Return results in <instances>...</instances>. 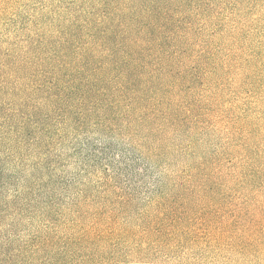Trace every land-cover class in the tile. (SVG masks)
Returning a JSON list of instances; mask_svg holds the SVG:
<instances>
[{
    "label": "rangeland",
    "instance_id": "1",
    "mask_svg": "<svg viewBox=\"0 0 264 264\" xmlns=\"http://www.w3.org/2000/svg\"><path fill=\"white\" fill-rule=\"evenodd\" d=\"M229 1L120 0L117 32L133 34L144 71L122 98L59 109L39 96L9 105L28 71L7 50L33 64L58 36L46 21V44L21 42L38 0H0V264H264V39L251 22L226 39ZM156 11L180 28L161 70ZM156 201L189 233L177 246H156Z\"/></svg>",
    "mask_w": 264,
    "mask_h": 264
},
{
    "label": "trees",
    "instance_id": "2",
    "mask_svg": "<svg viewBox=\"0 0 264 264\" xmlns=\"http://www.w3.org/2000/svg\"><path fill=\"white\" fill-rule=\"evenodd\" d=\"M66 3V7L60 10L58 4L61 3L38 0L31 9L33 14H27L28 17L23 20L24 36L23 39H18L22 40L21 42L31 45L33 41L38 40L34 43V48L46 44L48 41L45 40L46 33L43 30L46 21L56 25L58 38H52L55 47L45 48V51L40 52L41 55L34 58L33 64L28 61L29 51L16 58V55L10 54V49L7 50L6 57L14 56L12 66L17 69L25 68L28 71L26 79L15 80L14 86L9 89V105L16 104L23 107L33 96H39L46 102L44 104L68 109L70 102L93 95L102 97L104 94H112L122 98L129 84L135 83L138 74L141 75L144 71V66L140 64L136 54L137 40L133 38V34L128 31L117 32L115 23L123 22L125 12L120 0H67ZM234 3L239 6L237 7L239 11L233 18L226 16L228 21V25L224 26L226 39L242 34V27L249 22L256 26V28L251 27L254 31L253 35L264 39V3L261 4L260 0H231L227 4ZM258 4L262 7L256 8ZM75 6L78 7L77 11L72 10ZM177 11L179 12L178 8ZM248 13L252 15L246 19ZM125 14L128 15L127 12ZM173 16L175 17L173 14L156 11V54L158 55L156 66L159 70L163 69L168 58L166 54L164 57L159 56L161 48L167 47L170 39L165 34L174 36L180 31ZM240 20L243 21L240 26L234 25ZM147 27L138 34L141 35L145 29L149 32ZM5 39L12 48H16L19 43L18 40L9 41V34L5 35ZM147 41V48L150 50L153 48L154 36ZM111 42L113 47L108 48V43ZM116 52H120L122 56L119 61L113 58ZM170 70L172 81L170 80L168 84L176 88L177 83L183 80V76L175 73L173 69ZM177 87L179 88L178 85ZM27 106L29 107V104ZM39 107L42 109L47 106L40 104ZM160 107L161 103L156 102V108ZM186 111L192 114L189 106ZM212 113L218 114V110ZM170 117L173 119V116ZM195 118L199 120V116ZM174 212L166 210V204L156 201V246H163L164 249L169 247L167 244L177 246L183 233L189 234L186 233L187 230L178 229V226L181 227V221ZM203 222L199 227H202Z\"/></svg>",
    "mask_w": 264,
    "mask_h": 264
}]
</instances>
